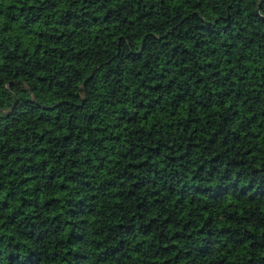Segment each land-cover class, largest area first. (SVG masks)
Wrapping results in <instances>:
<instances>
[{
    "label": "trees",
    "instance_id": "1",
    "mask_svg": "<svg viewBox=\"0 0 264 264\" xmlns=\"http://www.w3.org/2000/svg\"><path fill=\"white\" fill-rule=\"evenodd\" d=\"M0 264H264V0H0Z\"/></svg>",
    "mask_w": 264,
    "mask_h": 264
},
{
    "label": "water",
    "instance_id": "2",
    "mask_svg": "<svg viewBox=\"0 0 264 264\" xmlns=\"http://www.w3.org/2000/svg\"><path fill=\"white\" fill-rule=\"evenodd\" d=\"M256 12L258 13V10Z\"/></svg>",
    "mask_w": 264,
    "mask_h": 264
}]
</instances>
